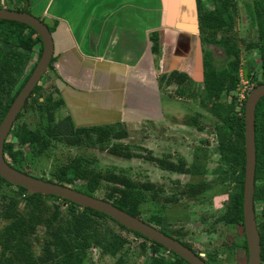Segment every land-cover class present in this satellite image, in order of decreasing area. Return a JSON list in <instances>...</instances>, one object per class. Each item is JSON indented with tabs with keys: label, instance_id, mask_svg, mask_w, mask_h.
<instances>
[{
	"label": "rangeland",
	"instance_id": "1",
	"mask_svg": "<svg viewBox=\"0 0 264 264\" xmlns=\"http://www.w3.org/2000/svg\"><path fill=\"white\" fill-rule=\"evenodd\" d=\"M214 2L215 0H201V6L204 10H212ZM3 6L10 8L12 5L6 0H0V7ZM225 10H228L233 18L230 31L223 27L211 29V32L216 37L226 33L234 36L239 48L240 73L245 62L248 61L249 73L245 79L242 78V82H238L236 86L238 88L232 95L239 113L247 91L255 85L250 74L258 70L259 53L255 47L258 44V29L264 23V0H231ZM38 18L51 26L46 18ZM38 47L39 44H36L27 53L9 92L1 93V104L30 69L36 59ZM208 48L213 52L216 64L222 60L223 52L218 45L210 44ZM50 67L51 63L38 80V87L28 95L20 115L13 120V129L22 126L39 130L41 133L45 131V115L36 107V102H41L46 94H51L53 98L56 96L51 75H49ZM190 78L176 89L173 88L174 85H169L173 96H177L173 93L174 91L184 99L166 100L164 96L162 97L166 100L162 102L163 107L178 109L180 116L177 119L172 118V115L175 116L174 113L166 111L164 113L166 118L162 121L133 124L127 127L118 124L112 128L110 134L113 135L117 130L123 129L125 135L121 138L110 135L102 142H96L95 134L91 132L81 133L77 143L72 146H67L61 138L50 137L47 147L38 155L29 145L19 144L11 133L6 138V150L18 146L24 155V169L35 177L53 178V173L59 166L67 163L73 156L80 155L90 160V165L100 173L107 174L112 171L121 174L124 172L133 183L151 182L152 190H143V211L140 217L159 216L160 222L157 228L187 242L194 251L201 254L203 252L211 264H236L241 252L238 247L232 245V241L237 238L239 231L236 225L222 218V213L230 202L229 193L237 192L239 189L240 169L236 164L220 157L214 136L215 119L209 112L199 72L195 71ZM230 94L221 95L220 100L229 101ZM62 116L63 113L57 108L54 111V119ZM118 144L121 151L127 150L130 153L129 157L109 152L110 146ZM30 153L33 157L29 159ZM156 158L165 162L172 161L175 164L181 162L185 171L177 172L160 168ZM100 181L103 185L97 189V194H102L108 187L103 180ZM1 194L6 197L9 195L3 193V189L0 188V203H3L7 201V198H2ZM42 200L46 202L47 197L42 196ZM49 201L46 204L51 205ZM54 203L60 204V217H66L68 209L65 203H62L60 199ZM26 209L24 202L17 199L15 210L25 213ZM76 210L80 208L77 207ZM48 213L47 210L44 215ZM93 218L98 243L85 250L82 264H113L114 259L119 256L124 264H145L153 255L163 258L170 255L160 247H156L155 252L150 253L146 250L147 246L152 245L148 240L117 226L107 217L93 214ZM43 219V222L36 226L35 232L30 235L32 244L35 243L34 236L41 237L42 233L54 224L45 216ZM7 221L8 219L0 217V226ZM150 223L153 224L152 221ZM105 233L122 240L113 256L101 251L104 241L102 242L100 238ZM35 251L39 253V246ZM175 260L176 258L173 257V261ZM40 264H55V260Z\"/></svg>",
	"mask_w": 264,
	"mask_h": 264
},
{
	"label": "trees",
	"instance_id": "2",
	"mask_svg": "<svg viewBox=\"0 0 264 264\" xmlns=\"http://www.w3.org/2000/svg\"><path fill=\"white\" fill-rule=\"evenodd\" d=\"M195 2L199 39L202 44L201 84L209 105V112L215 119L214 136L216 138L217 151L221 158L230 161L232 164H236L240 169L239 189L237 192L229 193L228 197L230 202L226 210L222 213V218H225L226 222L237 226L239 234L232 241V245L236 248L238 247L241 255L237 257L236 264H246L247 255L241 214V182L243 173L242 113L244 101H242V106L238 113L232 97L239 82L238 72L241 64L239 48L234 36L231 34H220L216 37L211 32V29L223 27L228 32L230 31L233 18L225 8L230 5L231 0H215L212 10H204L201 6V0H195ZM23 8L22 6L19 9L22 10ZM48 30L50 31V29ZM258 30V44L255 47L259 53L257 72L261 73L262 81H264V23ZM151 38L153 42L152 50L155 51L157 49L155 34H152ZM36 44H39L37 56L30 69L22 76L13 92L7 96L3 104H1L0 100V119L12 98L32 70L41 48L40 40L32 28L20 22L0 19V95L3 92H9L10 87L16 81V75L19 73L18 69L21 63L26 58L27 53ZM210 44L218 45L222 49L223 57L217 64L214 61L213 52L208 48ZM52 60L53 58L51 57L49 63ZM49 63L47 66H49ZM257 72L252 76L255 84L260 82L256 80ZM248 73L249 70L246 72V75ZM159 79L167 85L173 83L177 87L184 84L188 77L183 72L172 71L167 74H162ZM37 87L38 84L36 83L30 93ZM229 93H231L229 101L222 102L220 100L221 95H227ZM26 101L27 98L23 106L26 105ZM36 103V107L45 115V131L41 133L39 130H32L22 126L13 129L11 123V127L2 146V152L7 156L4 159L6 158L5 160H7L10 166L22 172L28 173L24 169V155L20 148L17 146L6 150L5 147L6 138L11 133L18 140L19 144L29 145L37 155L42 153L47 147L48 138L50 137L61 138L67 146H72L77 143L81 133H94L96 142H102L112 135L110 132L115 124L77 127L72 124L68 115L54 119V111L62 105V100L59 96L53 98L51 94H46L41 102ZM21 110L17 113L15 119L20 115ZM124 135L125 130L120 129L114 132L112 136L121 138ZM254 147L255 165L252 199L254 219L259 236L260 262H264V96L258 99L254 108ZM108 150L110 153L122 157L130 156L127 150L121 151L119 144L117 146H110ZM28 156L30 159L33 157V154L30 153ZM156 159L160 168L177 172L185 171L183 170L184 168L181 162L175 164L172 161L165 162L164 160ZM89 162L90 160L87 158L75 155L67 163L62 164L55 170L53 178L36 177L63 184L88 195L109 201L127 213L138 216L146 223L151 224L150 222L152 221L154 226L159 224V216L140 217L143 211V190H152L153 185L151 182L133 183L126 177L124 172L121 174L112 171L107 174L100 173ZM100 180H103L108 187H104L105 192L102 194H97V189L103 185ZM0 188L3 189V193H8L9 195L6 197L1 194L2 198H7V201L0 203V217L8 219V221L0 226V264H40L51 260H55V264H82L86 254L85 250L98 243L95 237V228L93 227V214L107 217L117 226L127 229L102 212L88 207H82L56 195L41 193L27 194L24 187L13 185L2 177H0ZM42 196L47 197V201L50 200L51 205L46 204L47 201L42 200ZM17 199L22 200L26 205L27 209L25 213H20L15 210ZM57 199L65 203L66 209H68V214L64 218L60 217V204L54 203ZM77 207L80 210H76ZM47 210L49 213L44 215V212ZM44 216L51 222L53 221L54 224L48 227L42 233L41 237L34 236L35 243L32 244L30 235L35 232L36 226L43 222ZM127 230L136 236L148 240L153 245L149 246L151 249L150 253H154L156 247L164 249L160 244L149 240L138 232ZM163 232L166 233L164 230ZM173 238L191 248L187 242L180 240L174 235ZM100 239L102 242L104 241L101 251L111 256L115 255L118 247L122 243L121 239L106 233ZM38 246L40 248L39 253L35 251ZM191 250L196 254H201L193 249ZM169 253L170 255L167 258L151 256L148 264H187L178 255L170 251ZM173 257L176 258L175 261H173ZM200 258L206 264H211L203 252ZM113 264H124L121 256L115 258Z\"/></svg>",
	"mask_w": 264,
	"mask_h": 264
},
{
	"label": "crops",
	"instance_id": "3",
	"mask_svg": "<svg viewBox=\"0 0 264 264\" xmlns=\"http://www.w3.org/2000/svg\"><path fill=\"white\" fill-rule=\"evenodd\" d=\"M6 2L51 24L44 22L53 44L49 75L62 100L58 109L74 126L148 124L165 120L166 111L177 119L178 109L162 102L184 97L173 96L169 85L178 86L159 77L172 71L201 77L195 0Z\"/></svg>",
	"mask_w": 264,
	"mask_h": 264
},
{
	"label": "water",
	"instance_id": "4",
	"mask_svg": "<svg viewBox=\"0 0 264 264\" xmlns=\"http://www.w3.org/2000/svg\"><path fill=\"white\" fill-rule=\"evenodd\" d=\"M0 19L12 20L26 24L34 30L41 44L37 60L30 71L29 75L20 86L5 113L0 119V177L7 182L22 186L27 194L41 193L56 195L67 199L82 207L102 212L112 218L120 225L129 230L136 231L142 236L160 244L180 258L187 264H206L200 258L202 254H196L189 247L183 245L175 238L163 233L155 226L146 223L138 216H133L126 211L116 207L111 202L101 198L88 195L84 192L75 190L63 184L50 182L39 177L32 176L10 166L4 159L2 146L4 139L15 119L17 113L21 110L28 94L44 74L45 69L52 57L53 44L51 34L38 17L29 13L23 8L16 10L0 7ZM248 71V61L242 68V75L246 78ZM256 80L259 83L252 86L245 96L243 102V173L241 182V214L243 235L246 245V264H260V246L259 236L254 219L253 208V176L255 165V147H254V108L261 96H264V81L260 72L256 73ZM150 258L148 259L149 262Z\"/></svg>",
	"mask_w": 264,
	"mask_h": 264
},
{
	"label": "flooded vegetation",
	"instance_id": "5",
	"mask_svg": "<svg viewBox=\"0 0 264 264\" xmlns=\"http://www.w3.org/2000/svg\"><path fill=\"white\" fill-rule=\"evenodd\" d=\"M12 7H13L14 9H16V10H21V9L15 7V6H11L10 9H11ZM42 22H43V21H42ZM252 76H253V74H252V72H251L250 77L252 78ZM251 78H250V79H251ZM28 95H29V94H28ZM27 97H28V96H27ZM2 153H3V152H2ZM3 156H4V157H7L5 153L3 154ZM151 225H152V224H151ZM153 226H154V225H153ZM155 227H156V226H155ZM156 228H157V227H156ZM158 229H159V228H158ZM159 230H160V229H159ZM160 231L163 232V230H160ZM163 233H164V232H163ZM166 233H167V232H166ZM166 233H165V234H166ZM168 234H169V233H168ZM168 234H167V235H168ZM170 235H172V234H170ZM170 235H169V236H170ZM171 237H173V236H171ZM149 240H150V239H149ZM149 243H150V242H149ZM190 249H192V248H190ZM146 250L149 251V252H151V249L149 248V246H148V248H147ZM165 252H169V250L166 249ZM170 252H171V251H170ZM148 263H149V262H146V264H148Z\"/></svg>",
	"mask_w": 264,
	"mask_h": 264
},
{
	"label": "built area",
	"instance_id": "6",
	"mask_svg": "<svg viewBox=\"0 0 264 264\" xmlns=\"http://www.w3.org/2000/svg\"><path fill=\"white\" fill-rule=\"evenodd\" d=\"M240 70V69H239ZM238 76H239V82L241 81L242 82V78H244V77H242V72L240 73V72H238ZM245 79V78H244ZM237 88L238 87H236V90H237ZM247 94V93H246ZM241 97H242V95H241ZM260 264H264V262H260Z\"/></svg>",
	"mask_w": 264,
	"mask_h": 264
},
{
	"label": "clouds",
	"instance_id": "7",
	"mask_svg": "<svg viewBox=\"0 0 264 264\" xmlns=\"http://www.w3.org/2000/svg\"><path fill=\"white\" fill-rule=\"evenodd\" d=\"M242 72V71H241ZM243 76V75H242ZM245 99V98H244Z\"/></svg>",
	"mask_w": 264,
	"mask_h": 264
}]
</instances>
